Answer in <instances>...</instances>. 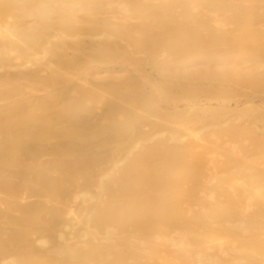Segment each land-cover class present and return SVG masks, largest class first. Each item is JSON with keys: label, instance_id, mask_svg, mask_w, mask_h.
Instances as JSON below:
<instances>
[{"label": "bare ground", "instance_id": "1", "mask_svg": "<svg viewBox=\"0 0 264 264\" xmlns=\"http://www.w3.org/2000/svg\"><path fill=\"white\" fill-rule=\"evenodd\" d=\"M259 119L264 0H0V264H264Z\"/></svg>", "mask_w": 264, "mask_h": 264}, {"label": "rangeland", "instance_id": "2", "mask_svg": "<svg viewBox=\"0 0 264 264\" xmlns=\"http://www.w3.org/2000/svg\"><path fill=\"white\" fill-rule=\"evenodd\" d=\"M96 60V59H95ZM107 61V62H104V61ZM100 61V62H99ZM104 61H103V59H99L98 61L96 60L95 62H93L92 64L94 65H97V66H95V68L97 67V68H99V66H100V69H101V67H102V70L103 69H112L114 66H118V62H116L117 60H111V59H104ZM119 61V60H118ZM97 63H100V64H97ZM120 65V64H119ZM106 68H105V67ZM108 67V68H107ZM82 70V71H81ZM85 71V67L84 66H80L79 68H77L76 69V67H72L71 68V71L72 72H76V73H82V72H84ZM184 101L186 102V100H181V101H179V108H183V106L185 107V103H184ZM215 101V102H214ZM213 101V104H212V107H215V108H218L219 107V105H218V103L216 102V100H214ZM237 101H240L241 103H243V104H238L237 103ZM245 101H246V99H245V97L244 96H239V97H236V98H233L232 100H231V105H232V108H235V109H238V108H242V107H246V106H250V105H262V100H260V98H255V99H253V100H251V101H249V102H246V104H244L245 103ZM183 105V106H182ZM100 110L101 109H99L98 111L100 112ZM147 110H150V108H148ZM102 111V110H101ZM79 116H81V119H79L78 118V123L80 122H82V123H84L85 125H88V123L90 124V127H91V123H93L94 121H96V116H98V115H95V116H92V115H90V116H92L93 118L91 119V123L89 122L90 121V116L89 115H83V114H81V115H79ZM90 117V118H89ZM233 117H235L234 115H231V114H227L226 116H224V117H219V119H217V120H215V122L214 121H208L207 122V124L208 125H206V126H203L202 127V125H204V124H202V123H197V124H195V123H191L190 125L188 124V126H186V125H180V124H170L172 127H177L178 128V131H177V136L178 137H180L181 139H185V138H187L188 137V135H189V132H194V131H198L197 133H199L200 131H201V128L202 129H204V130H202V133H204V134H202V133H200L199 135L201 136L202 135V137L203 138H206L207 136V138H209V136H211L209 139H214V140H218L219 141V144H221V143H223L224 142V146L223 147H219L218 149H216V151L215 152H213L212 153V156H214V157H217V158H219V159H224V156L226 155V151L227 150H230L234 145L237 147V148H235V150L237 151L238 149H239V144H243V143H245V144H248V141H246V142H232L227 136H219V137H217L216 135L215 136H212L210 133L212 132V133H214V131L216 130V129H218L217 127H219V128H223L224 127V125L225 126H227L226 124H227V122H228V120L230 121V119L231 118H233ZM83 118V119H82ZM154 119V118H153ZM155 119H158V118H155ZM89 120V121H88ZM94 120V121H93ZM159 121H161V122H164L163 120H160V119H158ZM235 120H239V119H234V121ZM32 123H34V122H31V124L30 123H28L27 124V126L28 127H30V126H33L32 125ZM66 123H67V121H66ZM108 123V122H107ZM106 122H102L101 124H98V125H96V123H95V125H94V123L92 124V125H94V126H92L94 129H96V128H106V126L108 125ZM212 123H214V124H212ZM259 123V124H258ZM200 126H199V125ZM202 124V125H201ZM257 127L260 129H264V121H261L260 119L258 120V122H257ZM65 125H67V124H65ZM105 127H104V126ZM195 125H196V127H195ZM179 126L181 127V128H179ZM191 126V127H190ZM91 127V128H92ZM147 127V128H146ZM183 127V128H182ZM186 127H190L189 129H191V130H185L186 129ZM143 128V130L145 129V130H150V128H151V126L148 124V125H145L144 127H142ZM196 128V129H195ZM197 128H199V130L197 129ZM188 129V128H187ZM170 131H171V128H165V129H161L160 130V132H159V134H157L158 136L160 135V136H166V135H170L169 133H170ZM182 131H183V133H182ZM187 131H188V133H187ZM145 132H148V131H145ZM144 132V133H145ZM169 132V133H168ZM180 132V133H179ZM167 133V134H166ZM166 134V135H165ZM208 134H210V135H208ZM110 137H109V136ZM145 135L146 136H148L149 135V133H148V135H147V133H145ZM144 134L142 135V139H149L150 140V137L151 136H149V137H146ZM204 135V136H203ZM107 136V137H106ZM144 136V137H143ZM107 139V141L108 142H110L111 144H109L106 140L105 141H103V142H105V144H107L106 145V147L105 148H107L108 146L109 147H111V148H113V146H111V145H119L118 147H121V146H123L124 147V149H125V147L127 148V147H129V146H132L131 145V143H129L128 142V138H127V141H126V138H125V140H118V139H115V137L113 138V136H112V133L110 134H104V137H103V139ZM117 138V137H116ZM109 139V140H108ZM142 139H140L141 141H142ZM132 139H130V141H131ZM102 141V140H101ZM116 141V142H115ZM134 140H132V142H133ZM107 142V143H106ZM128 142V143H127ZM148 142V140L146 141V143ZM143 143H145L144 141H143ZM120 144H121V146H120ZM126 144V145H125ZM125 145V146H124ZM108 147V148H109ZM115 147H117V146H115ZM123 147H121V148H123ZM114 149V148H113ZM124 149L123 150H121V151H123L124 153H122V152H120V151H118L119 153V155H120V153H121V157H122V154H123V156H124V154H126V153H128V152H126L127 151V149H125L126 151H124ZM130 149V148H129ZM131 149H132V147H131ZM130 149V150H131ZM225 153V154H224ZM120 156H118L117 155V157H120ZM116 157V156H115ZM115 157H112L111 159L109 158L108 160L106 159L105 161L107 162V163H105L106 164V166L107 165H112V164H114L116 161H117V159H115ZM116 157V158H117ZM105 164L103 165V166H105ZM113 166V165H112ZM110 167V166H109ZM31 200H33V199H31ZM81 200V199H80Z\"/></svg>", "mask_w": 264, "mask_h": 264}]
</instances>
